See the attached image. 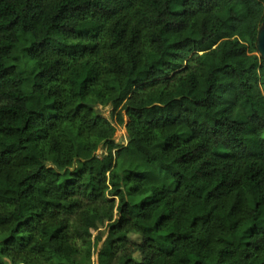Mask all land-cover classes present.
<instances>
[{"label": "trees", "instance_id": "obj_1", "mask_svg": "<svg viewBox=\"0 0 264 264\" xmlns=\"http://www.w3.org/2000/svg\"><path fill=\"white\" fill-rule=\"evenodd\" d=\"M263 21L264 0H0V264H264Z\"/></svg>", "mask_w": 264, "mask_h": 264}, {"label": "rangeland", "instance_id": "obj_2", "mask_svg": "<svg viewBox=\"0 0 264 264\" xmlns=\"http://www.w3.org/2000/svg\"><path fill=\"white\" fill-rule=\"evenodd\" d=\"M96 110L98 111V113L105 117V118H109V113H110V108L109 107H102V106H97ZM262 136L264 137V133H262ZM114 140L116 142H118L121 145H125L126 143V132L123 126H116V130L113 136ZM100 155V153H99ZM101 231L104 233V229L103 227L101 228ZM96 231L93 232V235H95ZM130 239L131 241L134 242H138L139 239L136 235H130ZM91 263L90 264H96L95 263V253H93L92 257H91ZM135 258L138 259V255H135Z\"/></svg>", "mask_w": 264, "mask_h": 264}, {"label": "water", "instance_id": "obj_3", "mask_svg": "<svg viewBox=\"0 0 264 264\" xmlns=\"http://www.w3.org/2000/svg\"><path fill=\"white\" fill-rule=\"evenodd\" d=\"M256 49L258 55L264 60V21L260 24L257 31Z\"/></svg>", "mask_w": 264, "mask_h": 264}, {"label": "built area", "instance_id": "obj_4", "mask_svg": "<svg viewBox=\"0 0 264 264\" xmlns=\"http://www.w3.org/2000/svg\"><path fill=\"white\" fill-rule=\"evenodd\" d=\"M99 153H101V149H98L96 154L99 155Z\"/></svg>", "mask_w": 264, "mask_h": 264}]
</instances>
